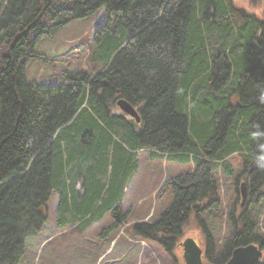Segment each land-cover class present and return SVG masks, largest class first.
Here are the masks:
<instances>
[{"label":"trees","instance_id":"trees-1","mask_svg":"<svg viewBox=\"0 0 264 264\" xmlns=\"http://www.w3.org/2000/svg\"><path fill=\"white\" fill-rule=\"evenodd\" d=\"M101 9L89 45L94 77L26 80L27 64L46 60L36 51L42 38ZM144 150L193 163L167 181L173 199L158 220L135 226L170 254L193 213L204 227L201 208L219 200L216 170L232 175L234 155L252 194H264V21L233 0H0V264L22 263L53 195L58 229L84 232L107 215L114 222L102 236L124 225L130 211L121 202ZM229 221L233 232L212 264L241 246L264 250L249 210Z\"/></svg>","mask_w":264,"mask_h":264},{"label":"rangeland","instance_id":"rangeland-1","mask_svg":"<svg viewBox=\"0 0 264 264\" xmlns=\"http://www.w3.org/2000/svg\"><path fill=\"white\" fill-rule=\"evenodd\" d=\"M233 3L248 15L264 21V0H233ZM104 15V9H101L89 18L71 22L51 37L42 38L36 51L46 60L32 59L26 66V80L42 85H57L66 82L64 72H86L94 77L100 67L94 71L97 66L94 67L90 61L92 50L89 45L95 31L103 23ZM152 153L156 154L149 150L139 153L138 168L121 202V212L130 211L124 225L103 237L102 230L114 222L107 215L84 232H80L76 225L58 229L57 197L53 195L47 206V221L37 236L27 240L26 254L21 264H185L181 244L187 238L194 239L202 248L204 264H212L210 259L215 261L219 257L233 232L229 216L244 209L257 217L258 233L264 242V194L256 193L251 198L246 196L242 201L240 185L248 181L242 174L239 155L231 158L232 175L226 176L221 167L216 170L219 200L216 207L208 208L206 205L201 208L200 218L204 227L193 213L183 226L182 236L172 254L139 237L135 233L136 224L156 222L170 206L173 197L165 187L167 181L193 170L192 162L171 161L166 155L153 158ZM207 234L212 240V251L208 256Z\"/></svg>","mask_w":264,"mask_h":264},{"label":"water","instance_id":"water-1","mask_svg":"<svg viewBox=\"0 0 264 264\" xmlns=\"http://www.w3.org/2000/svg\"><path fill=\"white\" fill-rule=\"evenodd\" d=\"M117 106L137 123H140V116L134 107L127 101L119 100ZM241 196L242 201L244 202L247 196L246 188L242 189ZM181 245L183 248V259L185 264H204L203 250L194 239L187 238ZM263 255L264 252L260 245L250 244L248 246H241L233 251L231 258L226 264H258L262 261Z\"/></svg>","mask_w":264,"mask_h":264},{"label":"flooded vegetation","instance_id":"flooded-vegetation-1","mask_svg":"<svg viewBox=\"0 0 264 264\" xmlns=\"http://www.w3.org/2000/svg\"><path fill=\"white\" fill-rule=\"evenodd\" d=\"M244 184V185H243ZM243 188H246V191H247V197L249 196V198H251V197H253V194H252V191H251V187H250V185H249V182L247 183H242L241 185H240V194H241V191H242V189ZM239 190V189H238ZM238 190H237V192H238ZM238 194H239V192H238ZM242 198V197H241ZM204 256V255H203Z\"/></svg>","mask_w":264,"mask_h":264},{"label":"crops","instance_id":"crops-1","mask_svg":"<svg viewBox=\"0 0 264 264\" xmlns=\"http://www.w3.org/2000/svg\"><path fill=\"white\" fill-rule=\"evenodd\" d=\"M155 153H156V152H155ZM156 154H158V153H156ZM156 154L153 155V158H157L158 155H156Z\"/></svg>","mask_w":264,"mask_h":264}]
</instances>
